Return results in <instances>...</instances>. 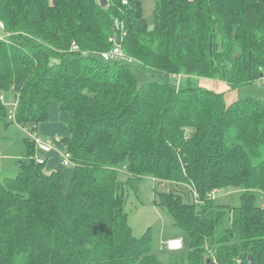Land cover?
I'll return each mask as SVG.
<instances>
[{
  "label": "trees",
  "instance_id": "1",
  "mask_svg": "<svg viewBox=\"0 0 264 264\" xmlns=\"http://www.w3.org/2000/svg\"><path fill=\"white\" fill-rule=\"evenodd\" d=\"M153 15L149 28L137 0H0V120L14 97V121L34 132L54 102L72 167L64 189L26 140L0 182V264H161L150 231L128 223L121 170L154 181L187 264H264V100L191 80L235 91L264 78V0H154ZM115 35L131 61L101 57ZM133 64L163 81L139 85ZM223 188L241 191L239 207L214 206Z\"/></svg>",
  "mask_w": 264,
  "mask_h": 264
},
{
  "label": "rangeland",
  "instance_id": "2",
  "mask_svg": "<svg viewBox=\"0 0 264 264\" xmlns=\"http://www.w3.org/2000/svg\"><path fill=\"white\" fill-rule=\"evenodd\" d=\"M142 9V15L149 28L154 26V0H137ZM135 73L138 84L141 85L151 81H163V77L139 67L137 64L131 66ZM183 77L180 82L183 81ZM170 80L176 84V79L171 76ZM193 82H206L211 85L224 84L216 77L200 76L191 79ZM214 86V87H215ZM206 88V87H205ZM235 92L236 97H256L264 100V80L250 84H244ZM14 97L6 99V112L12 111L15 104ZM49 118L47 122L39 124L34 132L20 127L15 121L0 120V182L5 178L15 177L18 173L17 163L24 161L27 156L26 140L31 141V135L40 140L51 139L52 151L50 153L35 152L34 155L45 160V170L56 171L61 175L63 188H67L72 174V167H64L60 157L64 153L61 147V139L68 135L67 116L59 112L57 105L50 102ZM27 130V131H26ZM119 182L124 185L126 197L125 212L128 215V223L134 236L140 237L148 230L151 234L150 253L153 254L161 264H187L189 252V240L185 231L176 227L171 218L154 204L155 183L150 177L132 178L124 170L117 175ZM160 186L157 185V188ZM241 191L235 188H223L213 199L215 207L229 206L236 208L240 206ZM190 200L192 197L190 196ZM264 198L258 196L256 205L262 206ZM179 239L180 249L171 250L167 242Z\"/></svg>",
  "mask_w": 264,
  "mask_h": 264
},
{
  "label": "built area",
  "instance_id": "3",
  "mask_svg": "<svg viewBox=\"0 0 264 264\" xmlns=\"http://www.w3.org/2000/svg\"><path fill=\"white\" fill-rule=\"evenodd\" d=\"M122 4H126V1H123ZM101 57L104 60H124V61L126 60L128 62L131 61L130 59H128L123 54V52L121 51L119 46H115V45L110 51L102 53ZM262 79L264 80V78H262ZM2 101H4V99H2ZM17 107H18V102L16 101L12 111H9V113H7V118L9 120H12V121L15 120V114H16ZM31 139L34 141L37 151H40V152L46 153V154L50 153L52 151L51 139L40 140L36 136H32V135H31ZM60 161H61L62 166H64V167L71 166L70 154L67 153L66 151H64V153L60 157ZM36 162L38 164H43L45 162V160L36 156ZM161 187H163V185H161ZM218 193H219V190L214 189L210 193V198L214 199ZM192 197H193L194 201L197 202L198 196H197V193L195 190L192 191ZM262 207L264 208V201H263ZM167 246H168V248H170L172 250H177V249H180L181 242H180V240L169 241V242H167Z\"/></svg>",
  "mask_w": 264,
  "mask_h": 264
},
{
  "label": "crops",
  "instance_id": "4",
  "mask_svg": "<svg viewBox=\"0 0 264 264\" xmlns=\"http://www.w3.org/2000/svg\"><path fill=\"white\" fill-rule=\"evenodd\" d=\"M200 85L202 87H206V88L211 89L213 91H216V92H219V93H223L224 96H225V99L227 101H234L235 99H237L235 92L231 93V91L228 89V87L225 84H223V85L222 84H217L216 86L215 85L209 86V83L203 82V83H200ZM176 240H179V239H174V240H171V241H176ZM166 246H167V244H166Z\"/></svg>",
  "mask_w": 264,
  "mask_h": 264
},
{
  "label": "water",
  "instance_id": "5",
  "mask_svg": "<svg viewBox=\"0 0 264 264\" xmlns=\"http://www.w3.org/2000/svg\"><path fill=\"white\" fill-rule=\"evenodd\" d=\"M98 3L102 8H105L107 6V0H98ZM115 31H116V27L113 28V32ZM113 43L115 46H119V39L116 35L113 38ZM206 264H211V262L209 260H206ZM247 264H254L251 257L248 258Z\"/></svg>",
  "mask_w": 264,
  "mask_h": 264
}]
</instances>
